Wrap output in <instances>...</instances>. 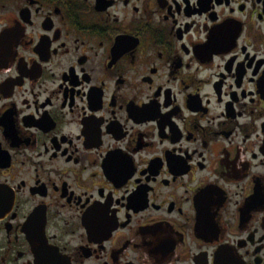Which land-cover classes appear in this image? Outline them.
Here are the masks:
<instances>
[{"label":"flooded vegetation","instance_id":"obj_1","mask_svg":"<svg viewBox=\"0 0 264 264\" xmlns=\"http://www.w3.org/2000/svg\"><path fill=\"white\" fill-rule=\"evenodd\" d=\"M0 264H264V0H0Z\"/></svg>","mask_w":264,"mask_h":264}]
</instances>
